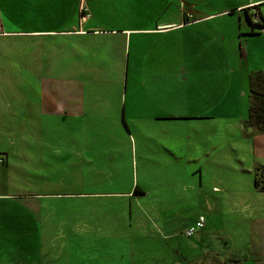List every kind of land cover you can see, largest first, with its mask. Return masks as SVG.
Segmentation results:
<instances>
[{
  "label": "rangeland",
  "instance_id": "rangeland-1",
  "mask_svg": "<svg viewBox=\"0 0 264 264\" xmlns=\"http://www.w3.org/2000/svg\"><path fill=\"white\" fill-rule=\"evenodd\" d=\"M189 1L90 0L98 13L135 18L130 24L95 21L106 29L183 22L190 19L184 12H193ZM197 5L208 13L222 7ZM121 38L6 37L7 49L0 54V133L3 143L22 146L17 152L25 148L29 158L38 155L24 164L12 158L1 175L14 196L0 210V264H264V191L254 184L255 166H264V132L252 128L246 135L240 127H226L230 118L217 119L214 128L200 123L197 131L184 130L197 154L175 158L169 149L179 152L178 135L160 128L167 121H129L119 114L116 98L126 88L102 73L119 66ZM157 39L142 37L145 47L155 49ZM162 39L158 51L167 55L160 59L178 62L181 33ZM138 59L146 61V51ZM80 81L86 113L64 115L59 112L64 102L78 109ZM212 143L215 157L207 148ZM0 149L7 153L3 144ZM41 155L49 157V165L33 162ZM129 190V195L82 198L42 195L38 210L19 196ZM200 217L205 227L187 236L185 230Z\"/></svg>",
  "mask_w": 264,
  "mask_h": 264
},
{
  "label": "crops",
  "instance_id": "crops-1",
  "mask_svg": "<svg viewBox=\"0 0 264 264\" xmlns=\"http://www.w3.org/2000/svg\"><path fill=\"white\" fill-rule=\"evenodd\" d=\"M193 12H184L192 18L188 22L157 23L155 26L130 27L125 25L121 29H106L103 25L95 24V21L107 24L117 23L120 20L133 22L132 14L98 13L90 0H0V54L6 51V37L11 36H82L107 33L122 36L123 53L120 55V63L116 70L104 69L102 73L107 80L124 86L126 92L119 102V114L122 117L148 118L149 120H164L160 128L169 130L178 135L177 145L179 152L169 149L175 158H183L184 155L197 154V149L190 141V136H185V129L197 131L200 127H215L216 120L230 118L225 125L240 127L243 133H251L252 128H245L243 120L246 119L249 110V76L253 71H264V30L263 27L253 25L248 20V15L257 12L264 21V0H190ZM84 3L87 11L81 12V4ZM209 4L222 6L215 13H208L197 4ZM143 20V19H138ZM264 25V22H263ZM179 31L181 33V51L178 62L162 60V38ZM159 36L158 46L145 47L142 37ZM9 44V43H8ZM4 46V47H3ZM132 47L134 55H132ZM147 49V50H146ZM162 49L161 51H158ZM146 51L147 60H139L141 51ZM166 54V53H164ZM167 55V54H166ZM158 56V59H157ZM33 74V71H30ZM111 75L112 77H107ZM55 78L48 81L55 82ZM80 96L78 109L76 106L64 102L60 111L64 115L75 111L85 114L84 101L87 98L85 83L80 81ZM133 85L132 88L130 86ZM136 86L140 91L134 92ZM49 106L56 110V105L50 97ZM59 106L57 109H59ZM70 108V109H69ZM77 110V111H76ZM147 119V120H148ZM233 120L235 123L233 124ZM164 130V131H165ZM253 131V130H252ZM179 135L182 138H179ZM260 137V136H259ZM0 133V144H3L7 153L5 161L0 163V210L5 207L7 200L14 195L9 193L1 175L8 169L12 158L15 164H24L31 158L28 150L18 145H8ZM87 144L85 141H80ZM181 143V144H180ZM234 143V141H231ZM51 143H48L50 145ZM259 145V142H255ZM61 147V145H59ZM254 147V146H253ZM57 150L58 147H44ZM81 149H86L83 145ZM215 157V144L208 146ZM14 151L11 154V151ZM180 154H182L180 156ZM11 155L13 157H11ZM53 156L60 153L53 152ZM33 158V162L40 160L42 165H49V157ZM197 157V156H196ZM47 158V160H44ZM191 158V157H190ZM192 159V158H191ZM51 182V180H47ZM136 190V189H135ZM134 192H138L135 191ZM132 190L113 193H80L66 192L48 194H20V198L30 204V209L38 210L42 205V195L58 197H98L109 195H129ZM5 211V208L3 209Z\"/></svg>",
  "mask_w": 264,
  "mask_h": 264
},
{
  "label": "trees",
  "instance_id": "trees-1",
  "mask_svg": "<svg viewBox=\"0 0 264 264\" xmlns=\"http://www.w3.org/2000/svg\"><path fill=\"white\" fill-rule=\"evenodd\" d=\"M251 17L252 15L249 14L248 20L253 24ZM188 21L185 20V22ZM243 125L247 129L253 128L257 132H264V71L258 70L250 73L249 110L246 119L243 120ZM254 184L257 189L264 191V166H255Z\"/></svg>",
  "mask_w": 264,
  "mask_h": 264
},
{
  "label": "built area",
  "instance_id": "built-area-1",
  "mask_svg": "<svg viewBox=\"0 0 264 264\" xmlns=\"http://www.w3.org/2000/svg\"><path fill=\"white\" fill-rule=\"evenodd\" d=\"M86 11H87L86 6L84 5V3H82L81 4V12L84 13ZM188 17L192 18V15L188 14ZM251 18H252V23L254 25L261 26V27H263V30H264V25H263L264 21L262 20L261 16L257 12H255V14H253ZM4 161H5V156L3 154H0V163H3ZM204 227H205L204 217H200V219L197 220L194 225L190 226L189 228H187L185 230V234L187 236H192Z\"/></svg>",
  "mask_w": 264,
  "mask_h": 264
}]
</instances>
